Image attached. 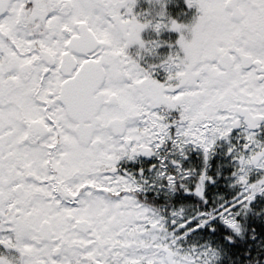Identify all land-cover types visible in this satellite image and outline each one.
Listing matches in <instances>:
<instances>
[{"label":"snow or ice","instance_id":"1","mask_svg":"<svg viewBox=\"0 0 264 264\" xmlns=\"http://www.w3.org/2000/svg\"><path fill=\"white\" fill-rule=\"evenodd\" d=\"M0 264H264V0H0Z\"/></svg>","mask_w":264,"mask_h":264}]
</instances>
